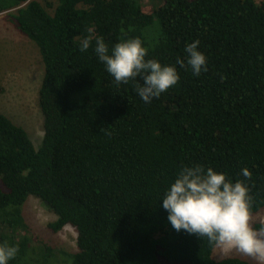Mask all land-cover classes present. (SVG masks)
I'll return each instance as SVG.
<instances>
[{
    "label": "trees",
    "instance_id": "16d2710c",
    "mask_svg": "<svg viewBox=\"0 0 264 264\" xmlns=\"http://www.w3.org/2000/svg\"><path fill=\"white\" fill-rule=\"evenodd\" d=\"M150 3L0 0V13L16 9L6 18L38 45L45 69L40 147L0 113V242L19 246L9 264H251L216 259L207 238L173 229L160 199L195 162L233 180L248 167L252 213L264 208V0ZM90 27L110 47L140 38L162 64L199 39L208 70L195 76L176 64L177 84L145 103L135 91L141 78L116 84L92 48L80 51ZM30 196L56 213L54 231L76 228L77 251L34 236L24 216Z\"/></svg>",
    "mask_w": 264,
    "mask_h": 264
},
{
    "label": "clouds",
    "instance_id": "9594fccd",
    "mask_svg": "<svg viewBox=\"0 0 264 264\" xmlns=\"http://www.w3.org/2000/svg\"><path fill=\"white\" fill-rule=\"evenodd\" d=\"M86 33L78 42L80 51L92 48L116 84L141 78L135 91L145 103L177 84L180 76L176 64L190 69L195 76L208 70V58L199 48V39L185 45L184 58L178 57L176 64H162L158 59L147 58V49L138 37L121 39L110 47L95 34L94 28H88ZM252 175L248 167H243L241 178L233 180L211 166L195 162L184 165L164 189L161 207L176 231L207 238L213 247L236 250L264 264V221L257 224L253 220L248 182ZM18 251V245L0 242V264H9Z\"/></svg>",
    "mask_w": 264,
    "mask_h": 264
},
{
    "label": "rangeland",
    "instance_id": "374dc122",
    "mask_svg": "<svg viewBox=\"0 0 264 264\" xmlns=\"http://www.w3.org/2000/svg\"><path fill=\"white\" fill-rule=\"evenodd\" d=\"M39 1L46 4L47 0ZM151 1L142 0L144 5H150ZM15 11L13 9L0 13V113L6 114L16 124L24 127L38 148L45 133L44 116L39 105V90L45 69L38 45L19 32L6 18L8 12ZM157 24L158 21L145 32L149 46L156 44L154 40L157 35L155 29L158 31ZM24 216L36 238L69 252L78 250L76 228L67 225L54 231L49 224L57 219V215L41 199L30 196L24 205ZM253 220L264 221V208L253 214ZM213 256L216 259L240 257L251 264H259L254 258L236 250L225 251L215 247Z\"/></svg>",
    "mask_w": 264,
    "mask_h": 264
}]
</instances>
